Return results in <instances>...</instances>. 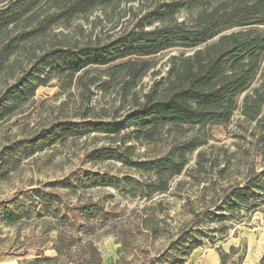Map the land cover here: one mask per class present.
Returning <instances> with one entry per match:
<instances>
[{"label": "rangeland", "instance_id": "374dc122", "mask_svg": "<svg viewBox=\"0 0 264 264\" xmlns=\"http://www.w3.org/2000/svg\"><path fill=\"white\" fill-rule=\"evenodd\" d=\"M172 1L177 0L104 1L44 30L39 22L46 16L59 13L68 1L43 0L15 26H10L8 34L0 37L1 51V44L8 38L37 28L43 30V35L20 44L13 55L0 59L3 62L0 65V94L14 83L36 56L51 47L109 44L145 22L143 18L158 4ZM232 1L211 0V4L215 7ZM21 2L0 0V10L12 8L13 4L18 6ZM197 12V9L180 10L175 16L176 22L189 27ZM190 53V50L176 47L138 60L148 62L151 67L125 97L118 83L120 79L112 82L103 75L106 68L91 69L89 77L98 79V82L90 88L89 101L85 91L82 93L74 86L66 91L62 82L50 81L47 86L39 87L34 97L13 117L0 123V156L3 147L34 137L52 123L120 121L134 108L132 95L142 97L153 82L165 76L170 57ZM262 84L264 57L251 89ZM242 99L243 95L238 99V109L232 120L225 126L185 128L182 134L165 132L149 146L126 144L133 146L134 161H146L163 156L177 142H198L184 171L169 182L168 192L149 199L139 195L131 197L123 183L117 188L83 189L79 186L76 178L87 172L147 181L131 166L93 159L94 152L115 147L108 139L114 135L93 132L78 138L59 139L27 158L24 152L33 150L31 144L21 148L13 159L0 158V254L17 257L20 264L82 263L83 254L75 251L69 255L70 262L57 258L54 251L57 233L50 228H59L61 220L55 219L54 207L47 201L43 204L31 201L32 190L40 189L45 194L53 190L61 194L63 204L58 208L62 214L70 216L68 212L83 203L105 204V208L114 214L117 233L105 235L98 230L81 235L80 244L91 242L100 254L101 264H259L264 251V206L256 211L242 209L224 223L208 215L218 216L215 208L220 205L222 214L228 216L226 207H223L224 196L238 186L241 188L249 175L264 170V134L260 124L248 122L242 116L239 108ZM71 184L75 194L68 191ZM23 204L28 208V218L14 225L2 222L3 206L18 211ZM198 243L200 246L191 254H185L182 245Z\"/></svg>", "mask_w": 264, "mask_h": 264}, {"label": "trees", "instance_id": "16d2710c", "mask_svg": "<svg viewBox=\"0 0 264 264\" xmlns=\"http://www.w3.org/2000/svg\"><path fill=\"white\" fill-rule=\"evenodd\" d=\"M22 1L18 6L13 4L12 8L0 10V37L8 34L10 26H15L43 0ZM67 1L69 6L67 2L59 13L46 16L39 22L44 30L61 19L66 21L76 14L85 13L94 5L110 0ZM232 2L215 7L211 0H177L158 4L155 10L143 18L145 22L109 44L79 48L54 46L36 56L14 83L0 94V123L13 117L34 97L39 87L47 86L52 80L65 84L66 91L72 86L82 93L85 91L89 95L86 100L89 101L92 95L90 88L98 82V79L89 77L91 69L106 68L103 75L112 82L119 78L118 83L125 97L151 67L148 62L138 60L176 47L191 51L188 55L170 57L165 76L153 82L142 97L132 95L134 108L120 121L52 123L34 137L3 147L1 160L13 159L27 145L33 146V150L24 152L25 157L29 158L36 150L53 145L59 139L103 132L114 135L108 139L115 147L94 152L96 155L93 159L99 162L112 160L131 166L147 181L134 180L130 176L118 179L87 172L81 178H76L79 186L83 189L117 188L123 183L131 197L139 195L149 199L153 195L168 192L169 182L184 171L188 157L197 149L198 142H177L163 156L146 161H134L133 146L126 144L149 146L156 143L165 132L182 134L185 128L225 126L232 120L242 95L239 107L242 116L248 122L260 124L261 133L264 134V85L251 89L264 57V30L259 29L264 28V0ZM183 9L198 10L189 27L183 22H176L175 16ZM154 24L158 25L147 30ZM42 31L37 28L8 38L6 43L1 44L0 59L13 55L20 44L43 35ZM2 63L0 61V65ZM49 186L54 187V184ZM69 188V193L75 194L74 185L71 184ZM32 193L31 201L42 204L47 201L49 206L54 207L55 219L61 220L59 228H50L57 233L54 242L57 258L70 262L69 255L75 251L83 254L81 264H101L95 246L91 242L80 244V239L81 235L93 234L98 230L105 235L119 231L114 214L105 208V204H78L68 212V216L58 208L63 204L58 191L45 194L38 189L32 190ZM223 203L228 216L222 214L220 205L215 208L219 212L218 216L208 214L220 223L231 219L242 209L261 210L264 206V170L249 175L241 188L238 186L224 196ZM28 217V208L24 204L18 211L3 206L1 219L6 225H14ZM199 246L200 243L182 245L186 255ZM259 264H264V251Z\"/></svg>", "mask_w": 264, "mask_h": 264}, {"label": "crops", "instance_id": "0c3cea01", "mask_svg": "<svg viewBox=\"0 0 264 264\" xmlns=\"http://www.w3.org/2000/svg\"><path fill=\"white\" fill-rule=\"evenodd\" d=\"M0 264H20V262L17 257L0 254Z\"/></svg>", "mask_w": 264, "mask_h": 264}]
</instances>
